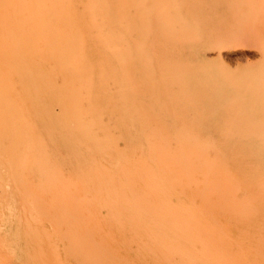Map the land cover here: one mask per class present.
Segmentation results:
<instances>
[{"label": "rangeland", "instance_id": "rangeland-1", "mask_svg": "<svg viewBox=\"0 0 264 264\" xmlns=\"http://www.w3.org/2000/svg\"><path fill=\"white\" fill-rule=\"evenodd\" d=\"M153 2L150 0V5ZM165 2L167 21L159 29L163 62L157 59L152 63L156 74L163 66L164 92L152 90L147 98L152 114L148 118L150 135L164 136L162 124L172 127L184 122L196 127L189 135L196 132L201 137L229 144L258 136L264 140V93L257 104L256 94L247 88L255 80L264 82V0ZM212 41L221 44L219 52L205 45ZM11 63L19 69H32L24 73H48L46 69L52 68V0H0V73ZM213 81L220 86L212 90L202 86ZM14 99L0 102V264H79L80 260L81 264H92L98 257L97 264L106 258L105 253L111 261L105 262L106 258L103 264H264V231L245 228H250L256 219L249 216L252 202L248 197L243 204L247 216L236 213L230 220H219L225 223L226 235L199 236L175 229L173 223L157 219L146 209L149 204L144 197L134 200L117 188V181L124 178L108 173L109 168L117 167L111 143L104 150L87 149L86 143L97 142L85 140L78 132L72 134L69 128L63 133H57L56 129L51 132V122H39L32 107L25 106L29 103L24 98ZM157 100L161 102L158 104ZM15 107L22 112H16ZM52 110L53 116L58 117V107L53 105ZM157 112L159 121L154 120ZM19 119L24 128L17 126L21 125ZM220 122L243 124L250 133L240 129L219 131L216 127ZM20 128L25 131L22 133ZM255 130L261 134L253 135ZM117 145L119 149L125 146L124 141ZM259 149L264 161V142H260ZM51 162L56 165L53 174ZM58 181L61 184H56ZM252 190L257 189L238 186L235 192L246 197ZM256 205L259 208V201ZM85 209L91 212L88 218L83 217ZM259 209L264 211V196ZM55 215L58 217L53 219L51 216ZM54 220L60 221L61 227ZM133 220L161 245L154 246L142 232L133 229ZM88 224L92 229L85 233L83 228ZM62 233L67 234L62 236L63 240ZM67 245L72 247L67 250L63 247ZM100 247L106 252L100 251ZM88 248L92 250L86 252ZM96 248L99 250L95 252ZM93 251L97 257L92 255ZM98 251L104 254L100 257Z\"/></svg>", "mask_w": 264, "mask_h": 264}, {"label": "bare ground", "instance_id": "bare-ground-1", "mask_svg": "<svg viewBox=\"0 0 264 264\" xmlns=\"http://www.w3.org/2000/svg\"><path fill=\"white\" fill-rule=\"evenodd\" d=\"M153 1L150 5V0H52V68L46 69L48 73H24L32 69H19L13 63L3 67L4 72L0 73V102L11 99L13 102L14 98H24L29 103L25 106L32 107L39 122H51V132L56 129L57 133H63L69 128L72 134L78 132L85 140L97 142L86 143L87 149L100 147L104 150L106 144L111 143V148L116 152L117 167L109 168L108 173L115 178L116 175H122L124 178L117 181V188L123 193H129V198L132 196L134 200L144 197L149 204L146 209L157 219L167 224L173 223L175 229L199 236L213 233L226 235L225 223L219 220H230L236 213L247 216L248 212L243 208V204L244 199L248 197L252 202L249 216L256 219L250 228H245L264 231V211L259 209L261 197L264 196V161L259 154V144L264 142L262 137L245 141L240 139L229 144L227 141L201 137L196 132L189 135L196 127L184 122L172 127L162 124L164 136L150 135L148 118L151 113L147 98L152 90L162 94L165 81L163 66L156 74L152 63L157 62V59L163 62V40L160 38L159 29L161 25H166L167 21L165 0ZM151 11L154 14L153 19ZM205 45L218 52L222 48L220 43L213 41ZM202 86L212 90L220 86V83L213 81ZM247 88L256 94L255 102L261 103L264 82L255 80L248 83ZM21 93H24V96H19ZM159 102L161 101L157 100L158 104ZM5 104L7 105L6 102ZM12 105L10 106L13 107ZM53 105L58 107V117L52 114ZM17 107L13 108L16 112L20 109L16 110ZM20 117L24 120L22 115ZM156 118L159 121L158 112L154 120ZM17 126L24 128L25 125L21 121V125ZM23 128H20L22 133L25 131ZM216 128L219 131L240 129L250 133L243 124L220 122ZM253 132V135L261 134L256 130ZM119 141H124V148L119 149ZM55 166L51 162L52 174ZM45 180L46 183L48 179ZM49 181L51 184V179ZM59 181L56 184H59ZM238 186L257 190L248 191L246 197L239 196L235 192ZM28 195L32 197L35 192ZM37 197L36 200L39 199ZM62 198L63 195L61 200ZM256 201H259V208ZM41 207L38 210L42 211ZM90 215L91 212L85 209L83 217L88 218ZM51 217L56 219L58 215ZM48 218L49 216L46 219ZM65 218L67 219V216ZM58 223L60 225L61 222ZM131 227L137 232H142L154 246L161 245V242L138 225L136 220H133ZM83 229L85 232L92 228L88 224ZM73 231L75 233L76 230ZM74 233L72 236L77 235V232L75 235ZM64 235L67 234L62 233V240ZM80 237L85 239L81 235ZM80 237L78 236V241ZM83 241L82 248L81 243H78L82 254ZM88 241L91 243L90 239ZM72 243H75L73 239ZM99 243L97 242V245ZM68 246L63 247L69 250L72 245ZM93 247L92 249L95 248ZM91 250L88 248L86 252ZM97 250L99 249L94 251ZM101 250L106 252L103 247H100ZM94 251L90 253L95 256ZM100 251L98 255L101 257L103 252L100 254ZM82 254L79 256L82 257ZM107 255L108 253L104 254L106 258ZM91 259L93 260L92 257ZM107 259L105 262L109 263L111 260ZM102 261L97 264H103Z\"/></svg>", "mask_w": 264, "mask_h": 264}]
</instances>
